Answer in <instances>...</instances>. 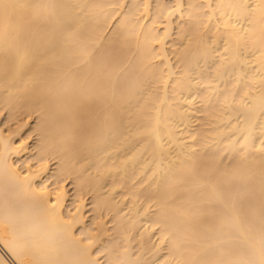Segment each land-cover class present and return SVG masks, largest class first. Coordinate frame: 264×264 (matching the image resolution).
I'll return each mask as SVG.
<instances>
[{
    "label": "bare ground",
    "instance_id": "1",
    "mask_svg": "<svg viewBox=\"0 0 264 264\" xmlns=\"http://www.w3.org/2000/svg\"><path fill=\"white\" fill-rule=\"evenodd\" d=\"M0 264H264V0H0Z\"/></svg>",
    "mask_w": 264,
    "mask_h": 264
},
{
    "label": "rangeland",
    "instance_id": "2",
    "mask_svg": "<svg viewBox=\"0 0 264 264\" xmlns=\"http://www.w3.org/2000/svg\"><path fill=\"white\" fill-rule=\"evenodd\" d=\"M33 139H34V138H33ZM33 139H31V140H33ZM31 140H30V141H31ZM32 144H33V143L30 142V145H32ZM68 183H69V182H67L66 184H68ZM68 189H70V186H68ZM70 194H72V191L70 192Z\"/></svg>",
    "mask_w": 264,
    "mask_h": 264
}]
</instances>
